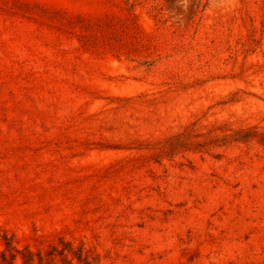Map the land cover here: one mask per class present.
<instances>
[{
	"label": "rangeland",
	"instance_id": "rangeland-1",
	"mask_svg": "<svg viewBox=\"0 0 264 264\" xmlns=\"http://www.w3.org/2000/svg\"><path fill=\"white\" fill-rule=\"evenodd\" d=\"M0 237L264 264V0H0Z\"/></svg>",
	"mask_w": 264,
	"mask_h": 264
},
{
	"label": "trees",
	"instance_id": "trees-1",
	"mask_svg": "<svg viewBox=\"0 0 264 264\" xmlns=\"http://www.w3.org/2000/svg\"><path fill=\"white\" fill-rule=\"evenodd\" d=\"M1 237H0V242H1ZM4 240H5V244H6V249L2 250L0 248V264H11L10 262H8V258H7V255H6V251L8 249H10L11 245L8 241V238L7 237H4ZM65 245V249L61 250V251H56L57 254L62 258V260H64V263L63 264H73L71 263L70 260H68L67 258V255L65 254V251L67 250L66 248H69V250L71 251L72 250V246L70 243H63ZM57 250V249H55ZM37 257H38V261H37V264H53V259L54 257H56L55 254L53 253H48L47 256L39 253L37 254ZM15 258V255H12L11 256V259L14 260ZM78 261V264H90V262L83 258L82 255H75V257ZM22 260H23V264H34L35 263V254L30 252V251H27L26 253H23L22 254Z\"/></svg>",
	"mask_w": 264,
	"mask_h": 264
}]
</instances>
